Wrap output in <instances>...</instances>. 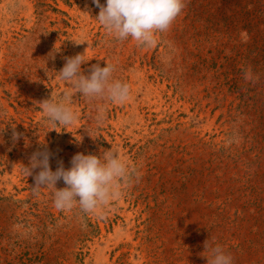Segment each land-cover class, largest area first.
Returning a JSON list of instances; mask_svg holds the SVG:
<instances>
[{
    "label": "rangeland",
    "instance_id": "374dc122",
    "mask_svg": "<svg viewBox=\"0 0 264 264\" xmlns=\"http://www.w3.org/2000/svg\"><path fill=\"white\" fill-rule=\"evenodd\" d=\"M184 4L143 48L109 35L92 0H0V264H207V240L264 264V0ZM77 54L86 76L113 65L130 98L74 94L76 123L53 129L37 103L62 99L56 72ZM111 148L133 174L98 213L56 210L23 170L36 151L56 171Z\"/></svg>",
    "mask_w": 264,
    "mask_h": 264
},
{
    "label": "clouds",
    "instance_id": "9594fccd",
    "mask_svg": "<svg viewBox=\"0 0 264 264\" xmlns=\"http://www.w3.org/2000/svg\"><path fill=\"white\" fill-rule=\"evenodd\" d=\"M92 2L99 8L95 20L109 35L121 42L131 37L143 48L156 46L155 34L167 31L185 7L184 0H106L104 5L100 0ZM64 59L66 62L63 68L56 73L57 79L69 85L68 90L63 93L60 101L49 98L37 103L46 117V123L53 129L76 123L77 114L70 107L74 94L78 93L89 101L102 99L122 104L129 100V85L112 79L113 65L108 62H105L104 67L94 64L86 76L81 71V65L86 63L84 54ZM244 78L253 80L250 67L245 70ZM104 119V108L98 107L95 116L97 126ZM21 136L13 128V141ZM50 155L47 150L34 152L29 165H23V170L28 177L33 176L34 193L42 188L53 189V206L58 211H71L78 205L83 213H98L101 207L121 196L120 182H129L133 174L112 148L102 150L100 156L77 153L71 159L69 169H65L60 161L56 171L50 168ZM35 169L39 171L33 175ZM60 180H63L66 187L57 189ZM204 248L209 254L206 257L207 264H233V257L221 246H210L207 240Z\"/></svg>",
    "mask_w": 264,
    "mask_h": 264
},
{
    "label": "bare ground",
    "instance_id": "6f19581e",
    "mask_svg": "<svg viewBox=\"0 0 264 264\" xmlns=\"http://www.w3.org/2000/svg\"><path fill=\"white\" fill-rule=\"evenodd\" d=\"M147 98V97H146ZM161 101V100H160ZM150 102V101H149ZM153 103H155V102H153ZM163 105V104H162ZM132 107V106H131ZM131 109V108H130ZM136 109V108H135ZM135 112V111H134ZM136 113V112H135ZM139 114V113H138ZM137 114V115H138ZM120 120V119H119ZM143 123V122H142ZM6 188V187H5ZM10 188V187H9ZM14 191V190H13ZM2 193V192H1ZM17 194V193H16ZM12 196V195H11ZM104 235V234H103ZM106 241V240H105ZM99 246V245H98ZM96 254V253H95ZM98 257V256H97ZM102 257V256H101ZM105 259V258H104ZM97 260V259H96ZM97 262V261H96Z\"/></svg>",
    "mask_w": 264,
    "mask_h": 264
}]
</instances>
